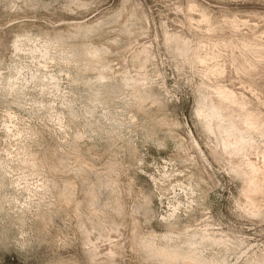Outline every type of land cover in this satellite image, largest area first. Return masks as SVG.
Wrapping results in <instances>:
<instances>
[{"label":"rangeland","instance_id":"rangeland-1","mask_svg":"<svg viewBox=\"0 0 264 264\" xmlns=\"http://www.w3.org/2000/svg\"><path fill=\"white\" fill-rule=\"evenodd\" d=\"M0 264H264V0H0Z\"/></svg>","mask_w":264,"mask_h":264}]
</instances>
